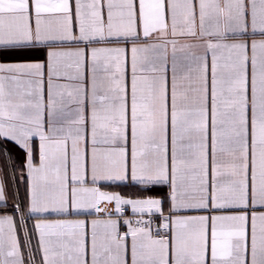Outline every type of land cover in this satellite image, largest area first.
<instances>
[{
	"label": "snow or ice",
	"instance_id": "obj_1",
	"mask_svg": "<svg viewBox=\"0 0 264 264\" xmlns=\"http://www.w3.org/2000/svg\"><path fill=\"white\" fill-rule=\"evenodd\" d=\"M0 264H264V0H0Z\"/></svg>",
	"mask_w": 264,
	"mask_h": 264
}]
</instances>
